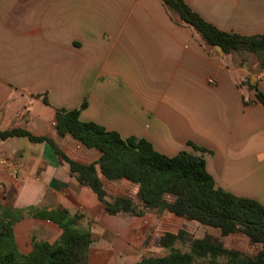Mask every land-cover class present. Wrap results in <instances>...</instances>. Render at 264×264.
Listing matches in <instances>:
<instances>
[{"label":"crops","instance_id":"crops-1","mask_svg":"<svg viewBox=\"0 0 264 264\" xmlns=\"http://www.w3.org/2000/svg\"><path fill=\"white\" fill-rule=\"evenodd\" d=\"M184 1L219 31L264 35V0ZM214 52L161 0H0V132L46 137L89 165L99 154L55 131L57 110L85 103L81 122L145 140L169 158L200 157L216 188L264 207V106L250 87L264 95V67L258 72L248 54ZM0 159L19 164L0 166V207L79 215L92 238L87 264L163 257L160 237L186 231L167 212L106 214L47 143L0 140ZM127 184L105 183V190L115 196ZM12 233L17 252L28 255L34 243L55 244L62 230L25 215Z\"/></svg>","mask_w":264,"mask_h":264},{"label":"trees","instance_id":"trees-1","mask_svg":"<svg viewBox=\"0 0 264 264\" xmlns=\"http://www.w3.org/2000/svg\"><path fill=\"white\" fill-rule=\"evenodd\" d=\"M169 13L196 33L201 43L214 52L220 47L225 56H253L256 69L264 67V35L244 37L219 31L193 12L184 0H161ZM215 53V52H214ZM257 101L264 106V95L256 87ZM40 98L41 96H37ZM46 102L45 96L42 97ZM79 109L57 110L55 131L60 138L70 137L89 151L99 154L89 165L69 159L51 140L35 137L22 129L0 132V140L26 138L35 144L47 143L69 167L73 180L91 190L97 200L106 203L104 211L110 216L128 214L141 217L145 212L162 215L167 212L186 222L217 231L219 236L206 234L196 239L184 230L160 237L158 246L168 250L163 257L143 258L138 264H264V207L258 202L235 197L216 188L207 173L204 160L184 152L169 158L156 152L145 140L122 139L118 133L107 131L94 123L79 120ZM195 151H199L190 145ZM127 182L135 188L133 196L118 193L110 196L105 183ZM34 215L48 220L62 230L53 245L34 243L32 252H17L12 226ZM81 217L66 210L38 211L0 207V264H87L91 233L80 225ZM242 237L256 247V255L227 247L224 240Z\"/></svg>","mask_w":264,"mask_h":264},{"label":"rangeland","instance_id":"rangeland-1","mask_svg":"<svg viewBox=\"0 0 264 264\" xmlns=\"http://www.w3.org/2000/svg\"><path fill=\"white\" fill-rule=\"evenodd\" d=\"M113 190V187L111 188ZM124 189L126 190V194H129L130 196H133L134 191L132 186L128 185L126 186V188L124 187ZM183 223H179V225H175V229L177 228H184L191 236L195 237H202L203 235L205 236L206 234H211L213 236L216 235V232L211 231L210 233H204L203 231L205 230L204 228H201L200 226H198L195 223L192 222H186L185 220H183ZM216 237V236H215ZM234 239H243L242 237H231V238H227L224 241L225 246L227 247H234L240 250H243L248 256L253 257L256 255V247L251 246L248 242H243V241H238V240H234ZM220 264H223V261H219Z\"/></svg>","mask_w":264,"mask_h":264},{"label":"built area","instance_id":"built-area-1","mask_svg":"<svg viewBox=\"0 0 264 264\" xmlns=\"http://www.w3.org/2000/svg\"><path fill=\"white\" fill-rule=\"evenodd\" d=\"M0 166L9 170V171H12L13 169L14 170H17L19 168V164L17 163H13L7 159H0Z\"/></svg>","mask_w":264,"mask_h":264},{"label":"water","instance_id":"water-1","mask_svg":"<svg viewBox=\"0 0 264 264\" xmlns=\"http://www.w3.org/2000/svg\"><path fill=\"white\" fill-rule=\"evenodd\" d=\"M216 51H218L219 53L222 54V50L220 47H215ZM103 206L105 207L106 206V203H103Z\"/></svg>","mask_w":264,"mask_h":264}]
</instances>
